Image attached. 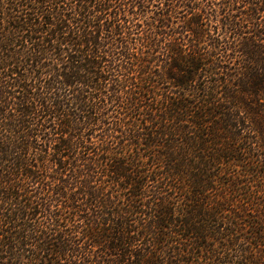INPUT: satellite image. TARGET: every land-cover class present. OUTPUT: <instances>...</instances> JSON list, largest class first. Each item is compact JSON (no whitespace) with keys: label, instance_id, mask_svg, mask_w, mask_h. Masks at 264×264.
I'll return each mask as SVG.
<instances>
[{"label":"trees","instance_id":"obj_1","mask_svg":"<svg viewBox=\"0 0 264 264\" xmlns=\"http://www.w3.org/2000/svg\"><path fill=\"white\" fill-rule=\"evenodd\" d=\"M0 264H264V0H0Z\"/></svg>","mask_w":264,"mask_h":264},{"label":"rangeland","instance_id":"obj_2","mask_svg":"<svg viewBox=\"0 0 264 264\" xmlns=\"http://www.w3.org/2000/svg\"><path fill=\"white\" fill-rule=\"evenodd\" d=\"M250 134H248V136H249Z\"/></svg>","mask_w":264,"mask_h":264}]
</instances>
